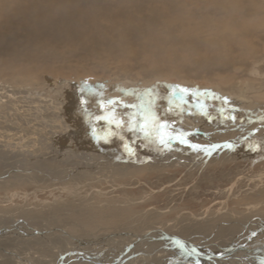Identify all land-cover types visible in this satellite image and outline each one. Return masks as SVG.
<instances>
[{
    "label": "rangeland",
    "instance_id": "obj_1",
    "mask_svg": "<svg viewBox=\"0 0 264 264\" xmlns=\"http://www.w3.org/2000/svg\"><path fill=\"white\" fill-rule=\"evenodd\" d=\"M16 41L23 43L21 37ZM28 47L11 45L8 54H5L8 57L11 53V65L8 66L11 70L2 62L4 60H0V73L5 75L0 74L3 76L1 81L4 77L9 78L10 74L16 77L21 72L25 79L23 86L18 81H3H10L14 88L24 93L23 96L14 93L15 100L22 97L26 106L29 99L24 96L30 94L36 99L32 106L47 104L43 111L39 110L41 115L36 109L26 108L32 114L29 117L34 119L33 123H41L47 129H58L60 134L57 137L65 132L67 139L62 137L65 144L62 151L57 150L60 157H54L55 161H52L55 163L48 167L39 168L41 172L34 167L35 163L47 160L52 155L47 154L51 149L43 148L44 151L39 154L24 153L19 157L14 152L9 154L7 151L6 154L0 147V224L22 217L33 226L53 230L56 235L48 239L30 236L27 242L25 236L15 240L6 235L4 244L36 263L38 260L53 261L58 258L59 250L54 245H60L63 250V244L75 240H71L69 235L94 240L112 232L124 233L118 239L103 241L102 245L108 244L125 251L128 245L124 243L127 239L125 232L144 233L161 229L212 248L235 251L238 248L241 251L258 249L252 251L253 255L256 253L252 259L264 254V151L260 150L261 144L258 145L264 138L262 113L247 112L250 105H242L232 96H240L238 92L232 91L229 95L220 91L206 77L201 78L195 73L183 79L185 72H173L176 66L168 56L165 57L167 63L161 61V66L150 57L142 56L137 68L134 60H113L112 56H106L108 52L101 49L93 50L99 52H93L94 55L89 51L91 56L81 59V56L74 57L71 47L69 50H65V46L59 47L60 56L57 58L52 53L53 48L28 51ZM55 51L58 53V50ZM19 52H22L21 55ZM142 60L146 61L148 69L141 68ZM156 66L166 74H155L153 68ZM3 67H6L5 70ZM45 75L52 81L64 78L72 83L59 82L57 91L52 90L51 86L42 82ZM223 79L224 84L233 82V79ZM248 81L247 78L241 80L240 87L246 86L247 89ZM24 85L28 88L25 89ZM204 98L208 104L203 103ZM18 104L21 103L18 101ZM55 104L59 112L52 108ZM57 114L62 115L59 119L60 122L63 120V126L55 119ZM10 116L8 111L7 117ZM40 127L36 125V128ZM158 131L167 133L166 143H161ZM36 137L39 138V135ZM257 138H260L259 142ZM59 140L52 143L57 149L61 145ZM227 145L242 146L244 151L252 154L230 156L223 151L229 147ZM161 154L166 161L150 165L147 158ZM2 155L6 156L2 158ZM176 156L181 159H172ZM15 163L16 167H13ZM7 169L11 172L9 177ZM90 169L95 170L93 177L84 175L87 174L85 170ZM18 173L19 176H16ZM69 173L73 175L70 179L63 178ZM240 176L242 179L238 178ZM52 177L54 179H50ZM62 232L68 235H63L68 241L60 237ZM81 242L78 243L83 245L84 242ZM150 242L153 241L147 243L148 250H160L158 243L152 245ZM109 256L113 254L109 252ZM159 256L156 260L165 262ZM147 257L154 259L157 256ZM100 258L103 260V257L98 260ZM25 259L22 261L26 264ZM9 263L19 264L10 261L9 254L2 255L0 264Z\"/></svg>",
    "mask_w": 264,
    "mask_h": 264
},
{
    "label": "bare ground",
    "instance_id": "obj_2",
    "mask_svg": "<svg viewBox=\"0 0 264 264\" xmlns=\"http://www.w3.org/2000/svg\"><path fill=\"white\" fill-rule=\"evenodd\" d=\"M0 15L3 17V19L0 17V56L3 57L0 58V60H4L2 62L7 65V67L11 65L10 61L12 58H10L11 53H9L8 57H6L5 54H8L11 45L14 46L15 44L17 48L29 46L27 49L28 51L29 49L39 51L53 48L54 50L52 53L55 54L56 58L60 56L59 47L63 46H65V50H69L70 47L71 49L73 48L70 51L75 54L74 57L77 58L81 56V59L83 56H91L89 51L93 54V52L96 53L101 49L102 52H108L109 55L106 56H112L113 60H125L127 58L134 60V66L137 68L140 67V64L138 65V63L141 61L140 58L142 56L150 57V60L156 61V64H160L161 61L167 63L165 57L168 56V59L171 58V61L174 62L173 66H176L173 72L177 71V74L180 73H178V70L185 72V75L183 74L182 77L183 79L185 78L184 76H193L195 73L196 76H200L201 78L204 77L205 79L206 77L210 82H213L220 91L227 92L229 95L232 91L238 92L240 96H232L235 101L239 100L242 105H250L247 112H251L252 110L254 113L259 112L264 115V0H0ZM19 37H21L23 43L16 41ZM62 42L67 44H62ZM55 50H58V53ZM21 53L22 52H19L18 54L21 55ZM28 59L30 60L32 57H28ZM145 62L142 60L141 63H143V66H141V68L144 67L146 70L149 66H147V63L145 64ZM168 64H170V61H168ZM5 68L3 67L4 70ZM153 69H155L154 73L157 75L166 74L163 69H160L157 66ZM9 70H11V68H9ZM2 77L0 76V90H3L0 92V147L6 152V154L8 152L9 154H13L14 152L18 153L19 157L24 153L31 155L39 154L44 151L43 148H49L51 150L48 151L47 154L51 153L52 155H49L47 160L45 159L42 162H38V160L34 166L37 170H39V168L42 169L45 166L48 167L49 164H52L55 161L53 159L54 157H60L58 151H62L64 148L63 144L65 143L63 142L62 137L65 138L66 133L64 132L61 134V137H57L60 133L57 131L58 129L55 130L54 127L60 125H54L53 128L55 131H53L51 128L47 129L46 127H43L41 123H33L34 119L32 120L29 117L32 114L26 108L30 107L28 108L29 110L32 108L36 109V112L41 115L39 110L43 111V107L48 106L47 104H40L39 106L37 104V106H32L31 103L35 102L34 100L36 99L32 98L33 95L30 94L24 96L29 99L28 105L26 106L23 104L22 97H19V100H15L16 98L14 97L16 95L14 93H19V95L24 93L22 90L19 91L17 88H14L15 85H12L11 82L14 83V81H18L23 86V84H25V79L21 72L20 75H17L16 77L11 74L9 78L4 77L3 81L8 79L11 82L1 81ZM244 78H247V80L250 81H248L250 84L247 85V89L245 88L246 86L240 87V81ZM222 79H233V82L224 84L225 81L222 83ZM44 80L42 82L46 84V86L49 85L52 90L56 91L59 87L57 86V83H72L70 80H64V78L62 80L57 79L56 81H52L48 75L44 76ZM36 84H34V86H36ZM22 86H20L21 89ZM8 87H10V89ZM24 88L27 89L28 85H24ZM214 89L213 91L215 92ZM232 96L230 97L232 98ZM18 101L21 104H18ZM235 101H233V103ZM203 103L208 104L209 102L204 98ZM225 103L229 106L228 102L225 101ZM212 104L213 103H211V105ZM21 107L23 109H21ZM78 107H80V104H78ZM52 108H55L56 112L60 111L57 104ZM8 111L11 114L10 118L7 117ZM61 116L57 114L55 119L61 124V126H63V120L60 122L59 119ZM36 125H41V127L36 128ZM77 126L78 125H76V127ZM261 126L262 125H260V127ZM37 135H39V138L36 137ZM57 139L62 140H59L61 145L58 149L52 145L53 141ZM66 139L67 138H65V140ZM259 139L257 142H259ZM261 139L263 141L258 143V145L261 144V149L258 148L261 151H264V138ZM223 151L230 156H251V152L244 151L242 146L225 147ZM252 152L255 151L253 150ZM256 152H258L257 149ZM263 153L264 152H262V154ZM162 155L163 154L159 157L154 155L148 157L147 160L150 161V165H154L156 162L162 164L163 161H166ZM3 156L4 155H2V158ZM224 156L226 155L224 154ZM172 159L179 160L181 157L176 156ZM229 159L231 160V158ZM24 162L26 163V160H24ZM15 165L16 163L13 167ZM30 166L32 165L30 164ZM1 168L2 167H0V170ZM110 168L108 169L110 170ZM90 170L91 171L85 170L87 174L84 175L93 177V171L95 170ZM9 171L10 170L7 169L8 177L11 173H9ZM34 171L36 170L34 169ZM39 171L41 172V170ZM98 173L99 172H96V174ZM19 174L20 173L16 176H19ZM70 175H72V173L65 174L63 178L70 179ZM241 177L242 176L238 178ZM50 179L54 178L52 177ZM52 231L53 230L50 229L45 230L44 226L43 228L33 226L27 221V219L22 220V217L21 219L15 218L2 222L0 224V260L2 255L8 256V254L10 261L13 260L19 264L25 259V257L23 258L18 252L13 251L12 248L10 249V247L7 246L8 244H4L6 242V240L4 241L6 235H10L12 239L15 240L17 238H24V236L26 237L25 240H28L30 236L48 239L49 237H54V235H56ZM60 235L59 236L62 238L63 235L68 237L65 232H62ZM121 235H124V233L112 232L99 238H95L94 240L89 239L90 237L84 239L83 237L78 238L69 235L71 240H75L71 242L68 241L67 238H63L65 241H68V243L63 244L65 245L63 250L60 249V245H54L55 249L59 250L58 254H60L58 258H54L55 260H38L36 263L33 262V260L29 261L25 259V261H27L26 264H264V254L257 255L252 259V256H255L256 254L254 253L253 255L252 251L258 249L247 248L248 251H241L238 250V246L237 251L229 248H227V250L216 247L212 248L205 246L203 243L197 244L195 241H191L179 234L168 233L161 229H151L144 233L125 232L127 239L124 243H126L125 245L128 244L125 251L108 244L105 246L102 245L103 241L110 242L108 241L109 239H118ZM144 236H148V240L138 244V242H140L138 241L139 238ZM150 240L153 241L152 243L150 242L152 245L158 243L160 250H148L147 243ZM78 242L83 243V245ZM77 244L79 247H76ZM109 252L112 253L113 256H109ZM22 253L23 255L25 254L24 252ZM135 253L136 256L131 258ZM158 254L163 257L162 260H165V262L156 260L158 259ZM147 256L157 257L154 259H147ZM99 257H103V260L101 258L98 260ZM108 259L114 261L109 262ZM22 264L25 263L22 261Z\"/></svg>",
    "mask_w": 264,
    "mask_h": 264
},
{
    "label": "snow or ice",
    "instance_id": "obj_3",
    "mask_svg": "<svg viewBox=\"0 0 264 264\" xmlns=\"http://www.w3.org/2000/svg\"><path fill=\"white\" fill-rule=\"evenodd\" d=\"M83 91V90H82ZM181 91H187V89H182ZM163 126H161V128H162ZM159 136H160V141H161V143H166L167 141L165 140V136L167 135V133H161V132H159L158 131V133H157ZM193 147H197L196 145H193Z\"/></svg>",
    "mask_w": 264,
    "mask_h": 264
},
{
    "label": "water",
    "instance_id": "obj_4",
    "mask_svg": "<svg viewBox=\"0 0 264 264\" xmlns=\"http://www.w3.org/2000/svg\"><path fill=\"white\" fill-rule=\"evenodd\" d=\"M148 236H144V237H140L139 238V240L138 241H140V242H138V244H140V243H142V242H144V241H147L148 240ZM177 243H178V241H177ZM139 254V253H138ZM93 255H96V254H93ZM116 255V254H115ZM117 255H119V254H117ZM132 255V254H131ZM136 256V253H135V255H132L131 256V258H133V257H135ZM106 264V263H105Z\"/></svg>",
    "mask_w": 264,
    "mask_h": 264
}]
</instances>
